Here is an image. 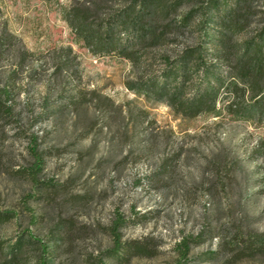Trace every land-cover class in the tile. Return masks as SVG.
<instances>
[{"label": "rangeland", "instance_id": "1", "mask_svg": "<svg viewBox=\"0 0 264 264\" xmlns=\"http://www.w3.org/2000/svg\"><path fill=\"white\" fill-rule=\"evenodd\" d=\"M85 1L0 0V264H178L186 237L194 244L183 264H264V123L226 111L223 91L219 117L186 118L135 95L128 83L159 73L161 57L197 34L167 35L138 67L98 57L66 20ZM168 1L193 27L223 3ZM254 12L248 35L264 0ZM34 140L38 184L27 175ZM118 214L127 224L115 254Z\"/></svg>", "mask_w": 264, "mask_h": 264}, {"label": "trees", "instance_id": "2", "mask_svg": "<svg viewBox=\"0 0 264 264\" xmlns=\"http://www.w3.org/2000/svg\"><path fill=\"white\" fill-rule=\"evenodd\" d=\"M256 1L210 3L197 15L200 21L196 27L190 18L176 21V2L170 4L168 0H131L117 11H108L106 0H86L76 3L67 12L66 20L76 38L93 55H117L134 67L141 65L146 50L162 48L168 40L167 35H175L176 31L197 34L194 44L184 48L177 57H161L164 68L159 73H140L136 80L128 83V89L153 104H164L186 118L206 114L221 116L218 105L223 91L231 99L226 111L234 114V109L239 107L235 117L263 124L264 19L253 35L245 31L255 13ZM3 36L14 40L6 29ZM241 99L244 105L239 103ZM33 143V164L27 175L38 184L41 183L39 177L44 170V161L38 151V141ZM126 224L123 216L118 214L110 228L115 254L123 248L120 230ZM192 244L194 241L186 237L177 245L178 264L186 261ZM99 264L104 263L100 260Z\"/></svg>", "mask_w": 264, "mask_h": 264}]
</instances>
